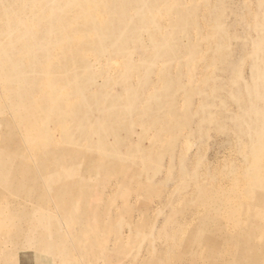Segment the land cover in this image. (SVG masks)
Segmentation results:
<instances>
[{
  "label": "rangeland",
  "instance_id": "374dc122",
  "mask_svg": "<svg viewBox=\"0 0 264 264\" xmlns=\"http://www.w3.org/2000/svg\"><path fill=\"white\" fill-rule=\"evenodd\" d=\"M2 117L0 131L13 127L44 150L49 169L33 165L29 179L66 178L62 188L42 185L36 201L0 188L34 211L59 215L61 230L78 244L113 245L106 226L126 224L136 212L133 191L155 200L151 215L160 213L161 222H182L194 207L222 212L226 227L234 226L228 208L254 189L264 194V0H0ZM21 153L36 162L35 153ZM122 173L130 181L121 182ZM154 177L167 186L161 198L147 190L151 180L141 182ZM195 182L198 194L187 204ZM213 184L232 192L223 205L213 199L222 193L203 197ZM263 211L264 195L250 215H236L243 225ZM125 227L126 249L116 259L144 256L150 227L140 216ZM50 239L52 260L33 264H63L53 259L64 254L63 242ZM260 239L251 248L264 264ZM245 260L253 257L245 253Z\"/></svg>",
  "mask_w": 264,
  "mask_h": 264
},
{
  "label": "bare ground",
  "instance_id": "6f19581e",
  "mask_svg": "<svg viewBox=\"0 0 264 264\" xmlns=\"http://www.w3.org/2000/svg\"><path fill=\"white\" fill-rule=\"evenodd\" d=\"M16 119L19 120V117H16ZM4 122H7V119L2 117L0 123ZM12 128L10 127L4 132L0 131V184L3 183L5 188L16 193L22 190L34 201L37 200L36 194L38 190H42V185L46 189L47 185L56 183L59 188H62L66 177L44 179L41 183L28 178L33 173V165H37L41 169H49L48 165L43 164L41 160L44 150L41 144L23 142L21 138L14 135ZM55 138V134L52 132V139ZM262 144H264L263 141ZM54 147L59 150L57 146L54 145ZM21 152L35 153L36 162L32 164V160L29 161L28 156ZM258 164L261 167L260 158ZM257 169L260 168L255 167L254 171ZM250 170L253 169H249L248 172ZM54 171H56V168L50 167V172ZM211 175L215 178V173H211ZM119 178L123 183L130 181V175L126 173H122ZM146 179V182H141L144 184L149 183V180H151V183L147 185V190L153 193L154 196L161 198L162 193L168 191L167 186L155 184L157 177ZM215 180L217 179L215 178ZM215 182L218 183V181ZM198 190L199 185L195 182L194 190L192 188L188 191L183 199L184 202L190 204L198 194ZM214 192L224 194L213 198H219L222 205L226 197L232 193L225 186L213 184L211 190H205L204 199H207L208 195H213ZM143 195V191L141 194H137L136 191L132 192L131 203L134 205L138 202L136 212L132 213L126 224H123L124 221H119L109 225L108 222L106 227L110 230L109 234H114L116 238L113 245L108 240L101 242L96 239L95 245L100 247L96 251L92 242L89 245L78 244L76 242L78 239L74 234L70 235L69 231H62L59 223L63 222H56V220H61L58 218L59 215L51 216L50 213L34 211L26 202L14 198L13 195L7 194L0 188V243H3V245L0 244V264H20V262L22 264H33L38 260H52L50 258L52 257L53 247L47 240L48 237H51L50 241L63 242L64 254L59 252L56 256L53 255V259L61 256L63 264H74L71 262L75 259L79 260L81 264H85L86 261H91L92 264H99V262L101 264H246L245 253L253 257L250 264L259 263L257 255L260 250L251 248V244L256 240H262L260 239L261 236L264 239V211L253 214L257 219L244 222L243 225L238 221L239 215L236 214L250 215L253 203L264 195L262 189L250 191L247 198L239 197L238 202L228 208L234 214L232 220L234 226L228 225V228L222 212H220L221 214L216 212L217 215H215L211 210L205 209L206 211L201 213L195 210L194 207H190L187 217L182 222L173 223V220L161 222L160 213L151 215L153 209L151 205L155 203V200L145 201ZM212 195L210 199H212ZM137 196H141V200ZM42 197H44L42 194L38 195L39 199ZM133 197L136 198L134 202L132 201ZM67 210L68 207L65 211ZM36 216L38 217L37 223L34 222ZM138 216L142 218L143 224L150 227L151 241L149 242V248H147L144 256L143 253L141 254L138 251L134 257L124 254L126 256L116 259L115 251L123 252L126 249L123 245L125 226H128V230H130L138 220ZM79 218V220H87L84 217ZM196 222L199 225L201 224L200 230L197 229V225L192 228ZM166 229L178 237L174 236V240L167 241L163 238V231ZM73 230L76 231V228L74 227ZM22 236L25 237L22 238ZM22 239H28V241L23 242ZM198 243L202 247L198 248L196 246ZM159 244H163V246L158 250ZM37 246H39V249H37ZM253 246L255 245L253 244ZM74 251L79 252L76 258L71 253ZM156 251L162 256L149 262V258L157 254ZM152 252L154 255H152ZM163 254H166L167 257ZM141 257L143 260H141Z\"/></svg>",
  "mask_w": 264,
  "mask_h": 264
}]
</instances>
